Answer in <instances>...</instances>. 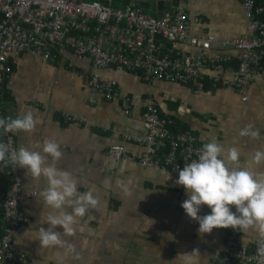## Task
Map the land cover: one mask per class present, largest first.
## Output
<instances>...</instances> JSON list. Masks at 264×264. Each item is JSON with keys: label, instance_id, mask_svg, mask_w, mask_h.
I'll use <instances>...</instances> for the list:
<instances>
[{"label": "crops", "instance_id": "1", "mask_svg": "<svg viewBox=\"0 0 264 264\" xmlns=\"http://www.w3.org/2000/svg\"><path fill=\"white\" fill-rule=\"evenodd\" d=\"M116 2V8H121L127 0ZM185 2L190 36L211 35L218 41L249 36L241 0ZM174 46L186 54L200 50L189 41ZM212 53L230 55L237 64L239 52L234 49L214 45ZM65 55V64L59 65L32 53L16 52L13 73L4 88L6 107L12 109L14 118L31 111L40 119L34 131L15 133L18 149L40 150L36 146L45 141L58 142L63 155L56 166L72 174L79 193L92 190L98 204L79 219L74 235L62 237L65 247L70 245L73 251L58 246L41 248L35 237L40 227H48L40 222L42 214L56 213L43 205L39 195L47 180L33 179L20 168L22 188L28 193L22 208L32 222L18 228L14 250L33 264H182L179 254L199 249L200 264H218L226 248L227 228L198 233V221L181 207L188 194L175 183L179 174L112 158L108 149L122 145L129 151H143L140 142L126 136H146L143 114L152 99L163 117L192 130L200 141H218L225 149L236 147L242 166L264 171V163L251 160L254 152L264 151V74L254 80L243 100L233 87L207 86L196 91L189 84L145 81L115 67L96 68L86 56L68 51ZM94 73L117 80L116 98L108 100L90 85ZM125 97L130 99L128 114ZM66 114L85 122L65 123ZM246 125L258 131L256 140L240 135ZM34 192H38L36 196H32ZM210 212L204 205L200 215ZM56 231L62 232V226ZM243 235L249 241L246 246H257V233L241 232L242 242Z\"/></svg>", "mask_w": 264, "mask_h": 264}, {"label": "built area", "instance_id": "2", "mask_svg": "<svg viewBox=\"0 0 264 264\" xmlns=\"http://www.w3.org/2000/svg\"><path fill=\"white\" fill-rule=\"evenodd\" d=\"M111 2L0 0V118H14L12 109L6 107L4 88L13 73L16 52L32 53L62 65L68 51L89 57L96 68L115 67L138 74L145 81L189 84L196 91L207 86L233 87L243 100H247L254 80L264 74V21L259 18L262 9L256 8V0H241L249 36L224 41L211 35L190 36L184 8L167 9L159 19L141 7V0H128L121 8L113 7ZM186 41L200 50L186 54L175 48V44ZM214 45L239 52L237 64L232 63L230 55L212 53ZM89 82L108 100L118 96L116 79L94 73ZM124 103L128 114L130 99L125 97ZM143 118L146 136H126L140 142L143 151L114 145L108 149L109 156L177 174L186 163L198 159L197 150L204 142L173 118L163 117L154 100L147 101ZM64 121L82 124L85 119L66 114ZM0 142L18 150L15 133L0 131ZM22 182L20 167L0 164V264H33L13 246L18 228L32 222L22 208L28 196ZM217 262L264 264V258L257 255V246H246L241 232L229 227L226 248Z\"/></svg>", "mask_w": 264, "mask_h": 264}, {"label": "clouds", "instance_id": "3", "mask_svg": "<svg viewBox=\"0 0 264 264\" xmlns=\"http://www.w3.org/2000/svg\"><path fill=\"white\" fill-rule=\"evenodd\" d=\"M39 123V116L29 111L16 118H0V131L3 134L32 132ZM240 135L256 140L259 134L252 125H246ZM36 147L40 150L24 146L17 150L0 142V164L25 168L31 178L47 180V187L39 195L43 205L56 214H42L40 222L48 227H40L35 238L39 239L41 248L58 246L71 252L72 247H65L62 237L75 234L79 219L97 206L98 199L92 190L79 193L72 174L56 166L63 155L58 142L48 140ZM196 155L198 159L179 169L175 183L188 194L181 207L191 219L198 221V233L210 234L214 228L229 227L243 234L255 232L257 255L264 258V171L242 166L239 150L225 149L218 141L204 143ZM251 160L257 165L264 163V151L254 152ZM204 205L211 209L210 214L200 215ZM57 226H62L63 231H56ZM243 242L249 243L245 235ZM179 255L182 264H200L199 249Z\"/></svg>", "mask_w": 264, "mask_h": 264}, {"label": "water", "instance_id": "4", "mask_svg": "<svg viewBox=\"0 0 264 264\" xmlns=\"http://www.w3.org/2000/svg\"><path fill=\"white\" fill-rule=\"evenodd\" d=\"M141 7L162 19L168 8H185L186 2L185 0H141Z\"/></svg>", "mask_w": 264, "mask_h": 264}, {"label": "trees", "instance_id": "5", "mask_svg": "<svg viewBox=\"0 0 264 264\" xmlns=\"http://www.w3.org/2000/svg\"><path fill=\"white\" fill-rule=\"evenodd\" d=\"M105 2H106V0H105ZM126 3H128V0H127V2H125V4ZM255 5H256L257 9H259V10L262 9V11L260 13H258V15H259V18L264 21V0H256ZM112 6L113 7L117 6L116 0H113Z\"/></svg>", "mask_w": 264, "mask_h": 264}]
</instances>
